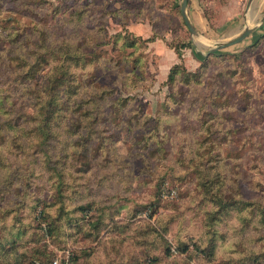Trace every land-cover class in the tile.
<instances>
[{"label": "rangeland", "instance_id": "1", "mask_svg": "<svg viewBox=\"0 0 264 264\" xmlns=\"http://www.w3.org/2000/svg\"><path fill=\"white\" fill-rule=\"evenodd\" d=\"M182 2L0 0V264H264V32L214 50L211 89L184 87L171 108L175 64L114 41L144 20L199 71L241 15L235 0H189L194 21L231 18L192 35ZM221 71L237 73L235 101L216 110ZM36 98L50 128H36Z\"/></svg>", "mask_w": 264, "mask_h": 264}, {"label": "trees", "instance_id": "2", "mask_svg": "<svg viewBox=\"0 0 264 264\" xmlns=\"http://www.w3.org/2000/svg\"><path fill=\"white\" fill-rule=\"evenodd\" d=\"M123 12H124L123 9H118L115 11V13H117V14L118 13L121 14ZM206 17L209 19L208 16H206ZM132 21H133V19H132ZM154 31H155V29H154ZM129 34H131L132 37H130L128 35V32H125V36H123L122 34H116V37L114 39L115 42H119L122 40L123 41L122 47L125 48L126 50H132L133 51L129 54V56L134 54V53L136 54V52H138V51H142L143 48H145V50H148L149 44L156 41V39L160 38L157 36V34H154L152 37L147 38V39L140 37V36H136L135 34L131 33L130 31H129ZM97 45H100V43H98ZM122 47H120V48L123 49ZM172 48L175 49V52L177 53L179 58H182V53L179 51V49L177 47H172ZM124 52H126V51H124ZM215 52L216 51L211 52L205 57V60H204L205 62L202 64L201 68L197 72H188L187 70L183 69L184 67L181 64H175L174 66H172V68L170 69V72H169V81H168L170 86H171L170 87V95L168 96V99H167L168 101L165 102V106L167 108H171V106H170L171 103H172V105H174V107H176V106L182 107L187 103V101H185V96H187V93H185V91L183 90L184 87H192V85L194 84L195 86H204L203 90L204 89H206V90L211 89L212 83L208 82L207 84H205V82H203V76L206 74L207 71L212 69V65H213L211 63L212 60L215 59L214 63H217V65H218L219 62H217L216 60L218 58H223V59L225 58V57H217L215 55ZM77 55L80 58H82L84 55H88V54L87 53L84 54V53H82L81 50H78ZM88 56H94V53L91 52V53H89ZM125 58L123 59V62L125 61ZM123 62L121 64H123ZM135 63H136V65H138L140 63V58H137L135 60ZM134 69H137V68H134ZM228 70H231V68L228 67ZM111 71H112V68L108 67L107 72H111ZM221 72H223V71H221ZM181 74L183 76V80L179 82L180 85L178 86V88L180 89V91H176L175 88L177 85L176 84L177 77ZM221 74H222L221 79L223 81L218 80V83H219L218 88L220 90L219 91L220 93L214 94L210 90V94L208 93L209 95H206V98H205L206 101L207 100L211 101L212 99H214V101L211 102V105L216 110H223V109L225 110L226 108L230 109V105H231L230 103L232 101H235L233 95L236 92H233L234 88L233 87L231 88L232 83L230 80L233 79V77L237 73L236 72L233 73L232 71L231 72L229 71V72H225V73L223 72ZM55 89H57V88H53V89H51V91L53 92V91H55ZM81 89H83L82 86H80L79 90L81 91ZM244 93L250 94L248 91H245ZM92 97H94V94H92ZM6 100H7V98L2 97L0 95V109L6 108V106H5ZM34 101H35L34 106L37 108V110H36V108H35V110H33V119H38V118L43 119L45 117L43 120L44 125L42 124L43 122H39L37 124L36 128H50L49 120L54 119L56 117V113L53 112V113H49V116H44L46 114V102H45V100H40V99L36 98ZM93 101L95 102L96 100H93ZM68 103H70V101H61L60 102V100H58L56 98H50L48 101V105H50V106L52 105L51 107H53V105H55L56 107H62L63 106L64 108H67L69 110L70 106ZM74 103H75V107L80 104V102H77V101H75ZM95 103L97 104V102H95ZM191 103H192V101H191ZM117 104H118V102H117ZM115 106H117L116 103L114 104V108H116ZM40 107H41V109H40ZM186 109H188V110H186V113H187L186 116H188V118H189L192 109L190 108V106H189V108H186ZM75 110H77V108H75ZM94 110H96V109H94ZM91 111H92L91 108H88L86 110V112H91ZM196 111H197V115H199L200 112L202 113V111H204L203 106L196 107L194 112H196ZM202 124H203V122H202ZM212 126L216 127V125H212ZM12 128H13V126H12Z\"/></svg>", "mask_w": 264, "mask_h": 264}, {"label": "crops", "instance_id": "3", "mask_svg": "<svg viewBox=\"0 0 264 264\" xmlns=\"http://www.w3.org/2000/svg\"><path fill=\"white\" fill-rule=\"evenodd\" d=\"M235 6L237 7V9L239 8V11H237L236 15H241L237 16L241 29L232 34L231 40L240 36L246 29L250 30V34L245 39L256 35L258 32H264V0H235ZM242 8L244 9L243 12L242 10L240 11V9ZM225 16L226 15H224L223 12H220V22L219 24L215 25L214 28L211 26V23L204 12H199L195 21L192 19V17H190V20L193 22L199 34H217L219 32V30L217 29H219L220 26L225 25L226 21H229L231 19L230 17ZM128 29L136 36H140L145 39L150 38L155 34L152 25L143 21L137 22L131 27H128ZM152 47L156 48V52L161 56L162 59H167L166 61L171 60V65L176 64L177 61L180 60L179 56L175 52V49L168 47L165 44V41L161 38H158L156 39V41L150 43L149 49ZM187 57L188 54L184 51L183 59Z\"/></svg>", "mask_w": 264, "mask_h": 264}, {"label": "water", "instance_id": "4", "mask_svg": "<svg viewBox=\"0 0 264 264\" xmlns=\"http://www.w3.org/2000/svg\"><path fill=\"white\" fill-rule=\"evenodd\" d=\"M252 1V0H250ZM188 2L189 0H183L182 2V6H181V14L183 16V19L185 21V24L188 28V30L190 31V33L192 35H197L199 36V33L197 31V29L195 28V26L192 24L188 14H187V7H188ZM250 34V30L246 29L240 36H238L237 38L230 40L228 42H224V43H219L217 44V46L213 49L210 50V52H213L214 50H221V49H225L231 46H234L240 42H242L243 40H245V38Z\"/></svg>", "mask_w": 264, "mask_h": 264}, {"label": "built area", "instance_id": "5", "mask_svg": "<svg viewBox=\"0 0 264 264\" xmlns=\"http://www.w3.org/2000/svg\"><path fill=\"white\" fill-rule=\"evenodd\" d=\"M70 263L71 262L69 260H67V259L63 262V264H70ZM53 264H59V261L56 259V260L53 261Z\"/></svg>", "mask_w": 264, "mask_h": 264}]
</instances>
